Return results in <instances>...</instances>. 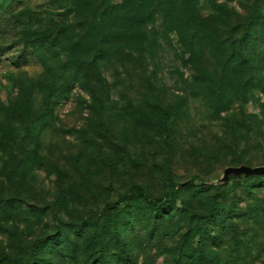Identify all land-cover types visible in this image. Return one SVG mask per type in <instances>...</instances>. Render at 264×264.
<instances>
[{"label":"rangeland","instance_id":"rangeland-1","mask_svg":"<svg viewBox=\"0 0 264 264\" xmlns=\"http://www.w3.org/2000/svg\"><path fill=\"white\" fill-rule=\"evenodd\" d=\"M124 1L0 0V254L203 264V235L208 264H264V0H141L104 44ZM244 24L259 84L236 99L214 63Z\"/></svg>","mask_w":264,"mask_h":264},{"label":"trees","instance_id":"trees-1","mask_svg":"<svg viewBox=\"0 0 264 264\" xmlns=\"http://www.w3.org/2000/svg\"><path fill=\"white\" fill-rule=\"evenodd\" d=\"M1 1H7V0H1ZM10 2H13V0H10ZM144 2L141 0H125L121 5L119 6H107L105 9V12L103 16L105 17V23L104 25H100V31H97L96 33H100V38H104L103 41L104 44L106 42L110 43L114 41L112 38H129L131 37L137 28L139 24H142V16L138 15L136 13L135 8L142 6ZM138 5V6H137ZM147 16V15H146ZM106 17L109 18V22H107ZM117 33H114L116 32ZM236 31L235 27H232V33ZM95 33V34H96ZM109 33V34H108ZM112 33V34H110ZM231 33V29H230ZM237 35L233 38H226V40H222L219 47L220 49L223 46H227L229 49V55L224 60V58H221V56H217V59H215L214 66L216 69H219L220 71V81H222V85H227L226 81L228 78L229 81L236 84V88L233 92V95L236 99H239L241 96L245 95V90L247 86L250 87H258L259 82L255 79H249L251 76V69L253 68V58L252 56H248V31L247 27L244 24L241 28V30L236 32ZM117 34V37L115 36ZM108 44V45H110ZM102 49V46H100ZM223 50V49H222ZM233 74H238L237 79L232 81ZM249 74V77H248ZM218 82V81H216ZM181 188V185H174L170 184V190L171 194L167 195L164 199L161 200H154L149 199L148 200V206L153 211V218H158L159 215L165 214L168 211H170V208L172 207L173 203V195L178 193ZM134 189V188H131ZM130 201V198L125 196L121 198L118 202L115 203H108L105 205V208L108 212V214L113 215L117 213L121 206L128 204ZM216 208H217V202H214L211 205V210L208 212V215L206 217L201 218V224L203 226V233L207 234V229L205 228L206 223L208 222L209 218L214 216L216 214ZM70 226H73V224H69ZM209 236V235H208ZM200 241L198 242V246L200 247L199 252L200 256L202 258H205V261L203 260V264H208L209 260H206V257L204 255L203 245L205 236L200 237ZM45 239H37L33 242L31 246V252L28 259L19 257L15 259H11L7 254L2 253L0 254V264L3 261H9L11 263H21V264H40L38 260V250L42 243H44ZM206 262V263H205Z\"/></svg>","mask_w":264,"mask_h":264}]
</instances>
